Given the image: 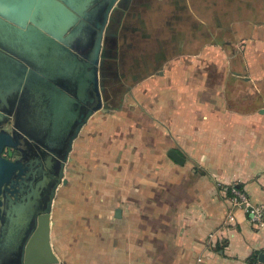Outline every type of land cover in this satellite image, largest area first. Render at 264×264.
<instances>
[{
  "label": "crops",
  "instance_id": "0c3cea01",
  "mask_svg": "<svg viewBox=\"0 0 264 264\" xmlns=\"http://www.w3.org/2000/svg\"><path fill=\"white\" fill-rule=\"evenodd\" d=\"M197 1L153 7L166 4L181 24L190 16L191 36L169 26L154 52L116 43L107 59L121 86L129 83L120 103L94 112L72 142L50 212L59 264H264V228L224 192L234 185L264 208V0H212V11ZM140 8L150 10V0H135L119 28ZM133 18L149 38L140 13ZM92 170L100 183L84 187L93 199L75 214L80 201L61 195L76 190L72 174Z\"/></svg>",
  "mask_w": 264,
  "mask_h": 264
},
{
  "label": "water",
  "instance_id": "95a60500",
  "mask_svg": "<svg viewBox=\"0 0 264 264\" xmlns=\"http://www.w3.org/2000/svg\"><path fill=\"white\" fill-rule=\"evenodd\" d=\"M121 1L0 0V264H59L49 243L52 201L73 140L105 108V34ZM21 134L38 145L52 180L42 207L38 196H17L11 177L28 174L3 155Z\"/></svg>",
  "mask_w": 264,
  "mask_h": 264
},
{
  "label": "rangeland",
  "instance_id": "374dc122",
  "mask_svg": "<svg viewBox=\"0 0 264 264\" xmlns=\"http://www.w3.org/2000/svg\"><path fill=\"white\" fill-rule=\"evenodd\" d=\"M197 0H186L187 3V7H192L194 8L197 4ZM150 3L152 5V8L150 10H147L145 8H140L137 9V11H130L125 18L124 21V26L123 28H117L116 30V35L114 37L115 39V45L116 43H118L119 45H121V43H127L128 44V48L130 50H133L134 46L133 43H140V45H142V47H144V49H146L147 53H152L155 51L156 44L155 42L158 40L159 43H165L166 40H168L170 33H168V30L166 29L169 26H177V27H182L183 29H186L189 36H191L193 34V31L195 30V22L193 20H191L190 16H184V20L182 22V24L180 23L181 21L179 20H175L174 16H176L172 11H169L170 9H168L166 7V4L164 6V8L162 7L161 11H159L157 13V11L159 10V8H161V6H158L159 8L154 9L153 7L156 5L155 0H150ZM225 4V5H224ZM204 5L207 8H211L209 10H213L212 9V0H205ZM224 5V9L226 8H231L233 9L234 5H229L228 3H219V9L222 10ZM140 13L141 18L144 20V26L140 27L142 29V33L148 34L149 38H141L140 34L137 30H134L136 27H138V22L133 18V16L137 13ZM187 19V23H185V20ZM189 31H191L189 33ZM123 36H125L123 38ZM125 40V42H124ZM126 44V45H127ZM137 47V46H136ZM137 50V48H136ZM141 50V49H138ZM131 52V51H129ZM138 52V51H135ZM127 61V60H126ZM124 83V81L122 82ZM126 83V84H125ZM124 84V86H121L120 81L114 79L111 81H107L106 87H108L110 89V86H117L119 87V91L118 92H111L109 89L108 93L110 92V94L108 95V104H112V107L115 105H118L120 103L119 99H120V92L121 89L123 91V89L125 90L128 87V81H126ZM11 123V122H10ZM93 139L92 141L94 143H98L99 142V135L98 134H94L92 135ZM98 152V151H96ZM80 163V162H79ZM83 163L81 162L80 164H78V161L76 162V167H81L83 168ZM66 171H65V175L64 178H68V168L66 167ZM94 171L92 173L91 176H80L79 174L77 175H73L72 174V184L77 185L76 190H64V192L62 193L61 197L64 199H70V200H75L77 199V201L79 200L80 203H77L76 207H74L72 210H74V213L76 214L77 211H83L84 209V200L88 201V199H93L92 197L90 198L89 195L90 193L88 191H85L86 185L88 186H92V185H98L100 183L99 181V174H95V172L98 173V171L92 170ZM79 172V171H78ZM95 193L94 195V199H98L99 198V193L97 191L92 192ZM92 195V196H93ZM81 221L83 223H85L86 220L81 219Z\"/></svg>",
  "mask_w": 264,
  "mask_h": 264
},
{
  "label": "flooded vegetation",
  "instance_id": "af4514ba",
  "mask_svg": "<svg viewBox=\"0 0 264 264\" xmlns=\"http://www.w3.org/2000/svg\"><path fill=\"white\" fill-rule=\"evenodd\" d=\"M134 1L135 0H122L120 5L116 8V10L112 14V18L110 20L109 26L107 27L106 31V57H105V63L103 64L102 73H103V82H104V100L103 103L106 104L105 108L108 107V87H106L107 81H111L116 79V74L112 70V67L110 63H107V59L114 56V47H115V35L116 30L123 18L124 12L127 10H132L134 8ZM111 92L115 93L119 91V88L117 86H110L109 89ZM32 119V118H30ZM33 120V119H32ZM26 127H31L30 124L26 123ZM30 129V128H29ZM44 135L41 136L40 139H43ZM28 141L29 144L26 142ZM65 143V142H64ZM38 145L33 143L32 141L28 140L25 136L22 134L20 137L17 138V143L15 148H6L4 152V156L8 158L9 160H20L24 166H23V173L28 174V177H25L23 181H21L20 178L11 177V179H14L17 183L14 185L16 186V189L18 192L16 193L18 197L30 195L31 199H34L38 196V203L39 207H42L44 205L45 198L48 196V193L50 191L51 182L52 180L50 177L44 178L42 174V169L44 170V157L42 153L38 150ZM8 152H10L11 156H8ZM68 161V160H67ZM67 163V162H66ZM64 166V175H65V167ZM18 172V171H17ZM16 172V173H17ZM53 178V177H51ZM65 179V178H64ZM66 181V179H65ZM38 183V185H37ZM63 184V183H61Z\"/></svg>",
  "mask_w": 264,
  "mask_h": 264
},
{
  "label": "built area",
  "instance_id": "2783aa9c",
  "mask_svg": "<svg viewBox=\"0 0 264 264\" xmlns=\"http://www.w3.org/2000/svg\"><path fill=\"white\" fill-rule=\"evenodd\" d=\"M224 192L225 194L226 192L228 193L227 198L229 199L232 207H236L244 211L250 223L255 227L264 228L263 206L251 202L245 191L235 187L234 185L224 189Z\"/></svg>",
  "mask_w": 264,
  "mask_h": 264
}]
</instances>
